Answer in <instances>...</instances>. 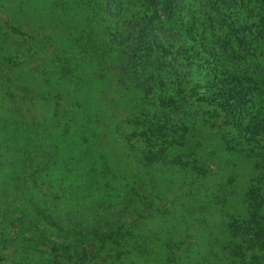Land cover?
<instances>
[{
    "label": "trees",
    "instance_id": "trees-1",
    "mask_svg": "<svg viewBox=\"0 0 264 264\" xmlns=\"http://www.w3.org/2000/svg\"><path fill=\"white\" fill-rule=\"evenodd\" d=\"M61 2L50 17L34 21L37 28L64 32L58 33L54 55L38 63L31 74L39 88L33 91L34 86L25 82L9 84L10 94L19 87L24 100L58 101L59 111L51 115L49 128L59 129L60 139L55 141L56 132L41 122H32L33 129L26 126L20 110H7L9 117L0 110V192L10 195L0 207V223L20 221L12 214L26 201L28 180L56 152L62 202L70 213L85 212L97 202L95 186L101 179V189L110 186L113 177L106 180L103 163L86 143L83 129L71 142L68 127L75 114L70 100L79 102L94 85L115 80L122 90L123 120L131 124L126 137L146 141L137 158L140 167L160 164L196 177L210 175L214 163L201 143V133L209 129L228 153L253 159L256 176L241 195V210L235 209L238 215L228 220L224 234L230 242L238 240L232 246L235 255L249 249L264 252V0ZM1 20L0 32H20L8 19ZM21 65L17 57L0 60L1 71H15ZM117 133L123 135L122 130ZM33 157L40 159L25 172L22 168ZM227 191L237 193L233 186ZM114 216L118 215L110 213L101 220L106 223ZM68 225L65 243L51 252L38 247L28 232L17 239L22 248L14 246V255H6L7 232L0 228V264H6L7 256V264H85L98 237H102L99 250L123 244L133 235L130 225L119 227L107 239L90 223ZM31 252L40 256H28Z\"/></svg>",
    "mask_w": 264,
    "mask_h": 264
},
{
    "label": "rangeland",
    "instance_id": "rangeland-1",
    "mask_svg": "<svg viewBox=\"0 0 264 264\" xmlns=\"http://www.w3.org/2000/svg\"><path fill=\"white\" fill-rule=\"evenodd\" d=\"M61 1L0 0V25L1 19L6 18L20 31L17 34L5 29L0 32V60L17 57L22 61L15 71L0 70V110L6 117H9L7 110H20L26 126L33 129L32 122H41L46 130L56 132L55 141L60 139L59 129L49 128V121L51 115L59 111L58 101L53 97L46 103L38 99L24 100L19 87L15 94H10L9 84L25 82L34 86L33 91L39 88L31 74L37 70L38 63L54 55L60 43L57 37L64 32L55 26L37 28L34 21L38 17H50ZM259 61H263V57ZM121 96L122 90L115 80H111L94 85L79 102L77 98L70 100L75 114L68 127L69 141L77 140L83 129L86 143L103 163L106 180L109 175L113 177L110 186L101 189V179L99 186H95L97 202L85 212L73 209L70 213L62 202L58 184L61 167H58L56 152L53 159L44 160L43 169L33 173L28 180L23 194L26 201L12 214L20 221L9 224L10 219H2L0 223L9 241L5 243L6 255L10 252L14 255L15 247L17 250L22 248L17 239L21 235L26 237L28 232L33 233L38 247L46 253L51 252L57 244L65 243L70 228L68 223L74 222L94 225L98 235H106V239L116 235L119 227L125 229L130 225L129 231L133 233L125 243L99 250L102 237H98L89 249L85 264H264V252L249 249L235 255L232 246L238 240L230 242L224 234L228 220L238 215L235 209L241 210L239 203L247 185L256 176L253 159L243 153H228L218 142L214 129H209L201 133V143L210 151L214 163L210 175L196 177L188 171L160 164L144 169L137 158H141L146 141L133 142V138L126 137L131 124L123 120ZM120 130L123 135L117 133ZM76 156L72 154L73 158ZM39 159H29L22 169L31 172ZM230 186L235 193L237 191L235 195L228 193ZM9 198L7 190L0 192L1 208ZM110 213L118 216L106 223L101 220ZM228 243L230 248L224 249ZM39 254L31 252L27 255L36 258ZM7 259L2 261L7 264Z\"/></svg>",
    "mask_w": 264,
    "mask_h": 264
}]
</instances>
